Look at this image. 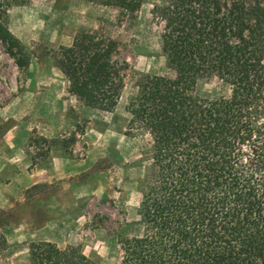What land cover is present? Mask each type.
Instances as JSON below:
<instances>
[{
	"label": "trees",
	"instance_id": "obj_1",
	"mask_svg": "<svg viewBox=\"0 0 264 264\" xmlns=\"http://www.w3.org/2000/svg\"><path fill=\"white\" fill-rule=\"evenodd\" d=\"M137 17L143 0H90ZM29 0H0V42L19 68L32 52L7 26L9 10ZM161 50L173 76L144 74L128 103V131L149 136L138 228L118 235L117 264H264V0H165ZM119 42L99 30L77 32L53 51L67 91L84 106L112 111L129 64ZM227 94L200 96V79ZM79 131H83L81 128ZM76 140L38 135L33 149L68 151ZM70 152V151H69ZM0 218V227L3 221ZM29 264H92L78 245L33 242Z\"/></svg>",
	"mask_w": 264,
	"mask_h": 264
},
{
	"label": "rangeland",
	"instance_id": "obj_2",
	"mask_svg": "<svg viewBox=\"0 0 264 264\" xmlns=\"http://www.w3.org/2000/svg\"><path fill=\"white\" fill-rule=\"evenodd\" d=\"M165 0H143L137 17L90 0H29L8 12L7 26L32 52L19 68L0 42V264H29L31 243L78 245L92 264H117L118 235L138 228L140 187L149 164V136L128 131L127 106L144 74L173 76L161 50L162 24L152 15ZM81 30H99L119 42L129 64L112 111L84 106L52 53ZM200 96L227 94L215 78L200 79ZM83 131H79L80 129ZM76 140L64 151L33 149V139ZM44 136V135H42ZM70 151V152H69Z\"/></svg>",
	"mask_w": 264,
	"mask_h": 264
},
{
	"label": "crops",
	"instance_id": "obj_3",
	"mask_svg": "<svg viewBox=\"0 0 264 264\" xmlns=\"http://www.w3.org/2000/svg\"><path fill=\"white\" fill-rule=\"evenodd\" d=\"M41 135H44V137H47V136H53L54 134H41Z\"/></svg>",
	"mask_w": 264,
	"mask_h": 264
}]
</instances>
